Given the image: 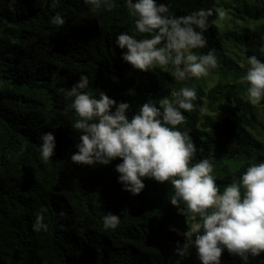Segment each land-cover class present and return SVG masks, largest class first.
<instances>
[{
    "label": "trees",
    "instance_id": "1",
    "mask_svg": "<svg viewBox=\"0 0 264 264\" xmlns=\"http://www.w3.org/2000/svg\"><path fill=\"white\" fill-rule=\"evenodd\" d=\"M112 2L111 11L93 12L85 0H59L55 7L51 0H0V264H201L195 247L176 254L188 225L179 213L183 202L179 211L170 203L169 183L142 178L145 188L134 196L118 182L119 158L109 165L72 162L81 133L73 127L79 117L66 110L74 99L67 92L82 75L83 92L129 103V119L148 100L194 88L195 108L181 110L186 120L176 130L187 131L197 148L192 164L204 158L213 164L221 192L264 161V125L257 130L264 98L256 105L240 101L248 58L264 62V0H157L177 17L213 10L203 33L207 45L192 51L215 49L219 66L182 81L171 66L140 72L123 61L127 49L116 37L141 34L126 0ZM218 8L227 12L224 21L217 20ZM57 12L63 26L51 23ZM48 132L56 147L45 161L39 145ZM38 212L46 231L33 229ZM108 212L120 217L115 229L103 226ZM224 263L264 264V253L244 261L225 249Z\"/></svg>",
    "mask_w": 264,
    "mask_h": 264
},
{
    "label": "clouds",
    "instance_id": "2",
    "mask_svg": "<svg viewBox=\"0 0 264 264\" xmlns=\"http://www.w3.org/2000/svg\"><path fill=\"white\" fill-rule=\"evenodd\" d=\"M51 2L55 7L59 0ZM85 3L91 5L93 12L102 6L109 11L114 7L112 0ZM126 6L129 15L136 18L135 29L141 37L124 32L115 42L120 49H127L122 59L134 69L148 72L157 66H171L175 79L182 81L189 76H205L219 66L215 49L207 54L192 51L207 45L203 33L208 29L212 9L177 17L157 0H126ZM215 14L218 21L227 17L223 8L216 9ZM51 23L63 26L66 21L57 12ZM260 51L264 52V47ZM247 63L249 67L240 83L248 85L247 100L256 105L264 98V62L253 55ZM87 86L88 78L82 75L67 92L74 99L66 110H74L79 117L73 127L81 133L77 151L71 156L73 163L109 165L119 158L122 163L115 168L118 182L134 196L145 188L142 178L169 183L173 192L171 205L178 211L181 202L186 206L179 211L188 227L182 233L185 243L177 245V255L195 247L201 264H220L225 249L244 261L264 253V161L248 166L239 181L225 186L223 192L212 175L209 159L192 164L197 148L187 131L176 129L186 120L181 110L195 108L194 88L183 87L174 92L175 99L164 96L158 102L148 100L129 119V103L117 104L104 92L94 98L82 91ZM40 141L41 156L48 161L54 155L55 137L51 132L43 133ZM43 221L44 216L38 212L34 231L47 230ZM119 223V216L104 214L106 230L115 229Z\"/></svg>",
    "mask_w": 264,
    "mask_h": 264
},
{
    "label": "rangeland",
    "instance_id": "3",
    "mask_svg": "<svg viewBox=\"0 0 264 264\" xmlns=\"http://www.w3.org/2000/svg\"><path fill=\"white\" fill-rule=\"evenodd\" d=\"M234 47V45L232 43H228L226 41L223 42V47L225 49H228V50H231V49H234L235 53L237 54V51H236V48H232V46ZM227 54H230V52H227ZM234 53H231L230 55L233 56ZM236 57V55L234 56V58ZM213 82H210L209 85H212ZM242 103H250L248 100H247V94L244 95L241 100H240ZM258 122H259V126H257V130H261L262 128V125H264V106H259L258 107ZM256 130V131H257ZM260 140L263 141L264 143V137L263 135L260 133ZM224 264H229V263H224Z\"/></svg>",
    "mask_w": 264,
    "mask_h": 264
}]
</instances>
